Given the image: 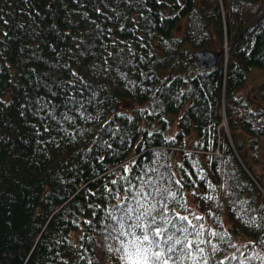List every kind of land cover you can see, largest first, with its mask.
I'll use <instances>...</instances> for the list:
<instances>
[{
	"label": "trees",
	"instance_id": "16d2710c",
	"mask_svg": "<svg viewBox=\"0 0 264 264\" xmlns=\"http://www.w3.org/2000/svg\"><path fill=\"white\" fill-rule=\"evenodd\" d=\"M255 70L264 0H0V264H126L137 201L177 264H264Z\"/></svg>",
	"mask_w": 264,
	"mask_h": 264
},
{
	"label": "snow or ice",
	"instance_id": "6c2138e0",
	"mask_svg": "<svg viewBox=\"0 0 264 264\" xmlns=\"http://www.w3.org/2000/svg\"><path fill=\"white\" fill-rule=\"evenodd\" d=\"M146 195L150 196L151 193ZM136 204V208H129L122 217V221L124 219L131 221L127 224V231H120V236L126 239L121 241V247L117 249L122 253L121 259L126 264H169L170 260L173 264H177L176 260H173V255L178 251L177 245L180 246V252L195 247L198 253H203L204 249L200 248L199 244L204 241L194 242L186 238L184 240L175 238V232L169 234V228L158 224L163 217L155 205L146 207L145 203L140 201ZM182 219L187 220V217ZM123 227L124 224L121 223V228ZM177 231L186 232L187 229ZM187 255L191 256L192 253L188 252ZM203 264H207V261L205 260Z\"/></svg>",
	"mask_w": 264,
	"mask_h": 264
},
{
	"label": "rangeland",
	"instance_id": "374dc122",
	"mask_svg": "<svg viewBox=\"0 0 264 264\" xmlns=\"http://www.w3.org/2000/svg\"><path fill=\"white\" fill-rule=\"evenodd\" d=\"M183 23L184 21H180L179 24L176 27L175 33L180 36L183 33ZM214 50V49H213ZM264 78V73L262 71L255 70L248 79V83L246 86L240 91L241 95H244L246 97L253 96L256 93V87L257 84L261 79ZM122 107H125L126 109H133L136 107V104H133L129 101H124ZM256 171H258L264 178V137L261 139L260 143V161L259 164L255 166ZM189 207H190V213L194 214H201V210H199L195 204V202L190 199L189 200ZM243 240H241L242 242ZM240 242V243H241Z\"/></svg>",
	"mask_w": 264,
	"mask_h": 264
},
{
	"label": "water",
	"instance_id": "95a60500",
	"mask_svg": "<svg viewBox=\"0 0 264 264\" xmlns=\"http://www.w3.org/2000/svg\"><path fill=\"white\" fill-rule=\"evenodd\" d=\"M192 53L197 61V64L204 69L214 66L219 59V52L212 50H194Z\"/></svg>",
	"mask_w": 264,
	"mask_h": 264
}]
</instances>
